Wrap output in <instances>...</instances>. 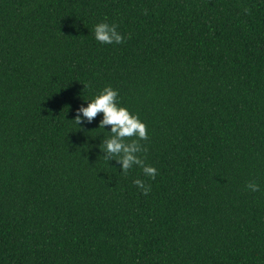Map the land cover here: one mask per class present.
Instances as JSON below:
<instances>
[{"label": "trees", "instance_id": "1", "mask_svg": "<svg viewBox=\"0 0 264 264\" xmlns=\"http://www.w3.org/2000/svg\"><path fill=\"white\" fill-rule=\"evenodd\" d=\"M109 85L155 179L75 122ZM0 264H264V0H0Z\"/></svg>", "mask_w": 264, "mask_h": 264}, {"label": "clouds", "instance_id": "2", "mask_svg": "<svg viewBox=\"0 0 264 264\" xmlns=\"http://www.w3.org/2000/svg\"><path fill=\"white\" fill-rule=\"evenodd\" d=\"M96 41L103 44H120L124 37L117 30L116 25H110L107 22L98 23L94 28ZM119 92L113 87L106 86L91 100H87L86 106L77 109L75 122L79 125L86 118L91 123L98 113L103 114L99 128L106 129L111 125L109 137L100 144L102 152L106 153L105 159H115L121 166L122 172L127 173L133 165H139L143 168L146 176L155 179L157 169L151 165H145L144 161L137 155L141 151L139 140L148 138V129L146 124L133 114L127 107L118 101ZM126 137H135L130 143H125ZM134 183L143 189L147 195L149 187L141 179H136ZM258 184L250 182L247 188L253 192L258 190Z\"/></svg>", "mask_w": 264, "mask_h": 264}]
</instances>
